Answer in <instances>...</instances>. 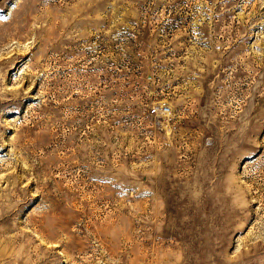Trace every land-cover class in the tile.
I'll list each match as a JSON object with an SVG mask.
<instances>
[{
    "label": "rangeland",
    "instance_id": "rangeland-1",
    "mask_svg": "<svg viewBox=\"0 0 264 264\" xmlns=\"http://www.w3.org/2000/svg\"><path fill=\"white\" fill-rule=\"evenodd\" d=\"M0 264H264V0H0Z\"/></svg>",
    "mask_w": 264,
    "mask_h": 264
},
{
    "label": "built area",
    "instance_id": "built-area-1",
    "mask_svg": "<svg viewBox=\"0 0 264 264\" xmlns=\"http://www.w3.org/2000/svg\"><path fill=\"white\" fill-rule=\"evenodd\" d=\"M153 112H156L157 110L156 109H154V110H152ZM163 112H165V110L163 111Z\"/></svg>",
    "mask_w": 264,
    "mask_h": 264
}]
</instances>
